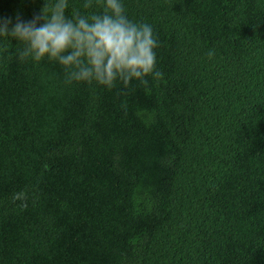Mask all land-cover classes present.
<instances>
[{"label": "trees", "instance_id": "obj_1", "mask_svg": "<svg viewBox=\"0 0 264 264\" xmlns=\"http://www.w3.org/2000/svg\"><path fill=\"white\" fill-rule=\"evenodd\" d=\"M122 3L159 42L147 86L68 84L0 36V264H264V0Z\"/></svg>", "mask_w": 264, "mask_h": 264}, {"label": "clouds", "instance_id": "obj_2", "mask_svg": "<svg viewBox=\"0 0 264 264\" xmlns=\"http://www.w3.org/2000/svg\"><path fill=\"white\" fill-rule=\"evenodd\" d=\"M83 7H92V0H86ZM67 8L68 0H55L45 2L27 22L19 16L14 24L11 18H0V36L23 44L18 54L21 61L47 58L58 62L68 84L95 82L111 90L118 81L128 88L133 80L147 86L148 77L162 78L156 68L159 42L152 26L130 20L122 0H104L103 12L91 16L75 12L69 18Z\"/></svg>", "mask_w": 264, "mask_h": 264}]
</instances>
